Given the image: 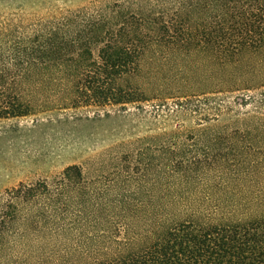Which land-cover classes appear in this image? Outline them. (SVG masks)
I'll return each instance as SVG.
<instances>
[{
    "label": "trees",
    "instance_id": "trees-1",
    "mask_svg": "<svg viewBox=\"0 0 264 264\" xmlns=\"http://www.w3.org/2000/svg\"><path fill=\"white\" fill-rule=\"evenodd\" d=\"M164 48L207 53L222 74L207 91L139 83L147 57L172 61L146 56ZM263 49L264 0L1 19L0 119L222 91L244 92L235 103L251 110L221 120L214 105L206 125L137 140L107 175L73 164L1 190L0 264H264Z\"/></svg>",
    "mask_w": 264,
    "mask_h": 264
},
{
    "label": "rangeland",
    "instance_id": "rangeland-1",
    "mask_svg": "<svg viewBox=\"0 0 264 264\" xmlns=\"http://www.w3.org/2000/svg\"><path fill=\"white\" fill-rule=\"evenodd\" d=\"M115 1L118 0H0V20L19 14L58 15ZM191 52L182 49L171 52L166 48L148 51L146 56L164 53L171 56L172 61L160 64L147 57L138 82L155 88L210 90L214 77H220L222 73L211 65L207 53ZM262 52L264 55V49ZM197 93L150 97L125 107L69 106L1 118L0 191L21 182L52 178L73 164L81 165L90 177L107 175L118 166V158L136 151L137 140L164 131L196 127L199 122L212 117L214 105L221 109V120L251 110L250 105L235 103V98L243 95L242 91Z\"/></svg>",
    "mask_w": 264,
    "mask_h": 264
}]
</instances>
